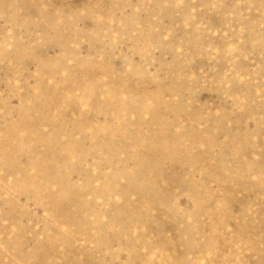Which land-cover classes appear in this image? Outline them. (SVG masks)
I'll use <instances>...</instances> for the list:
<instances>
[{
	"label": "rangeland",
	"instance_id": "rangeland-1",
	"mask_svg": "<svg viewBox=\"0 0 264 264\" xmlns=\"http://www.w3.org/2000/svg\"><path fill=\"white\" fill-rule=\"evenodd\" d=\"M0 264H264V0H0Z\"/></svg>",
	"mask_w": 264,
	"mask_h": 264
}]
</instances>
